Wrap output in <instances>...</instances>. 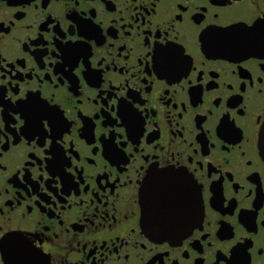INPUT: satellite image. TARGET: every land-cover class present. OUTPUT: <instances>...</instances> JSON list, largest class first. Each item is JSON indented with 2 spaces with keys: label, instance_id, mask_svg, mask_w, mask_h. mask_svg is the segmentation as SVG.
Returning <instances> with one entry per match:
<instances>
[{
  "label": "flooded vegetation",
  "instance_id": "1",
  "mask_svg": "<svg viewBox=\"0 0 264 264\" xmlns=\"http://www.w3.org/2000/svg\"><path fill=\"white\" fill-rule=\"evenodd\" d=\"M262 19L264 0H0V264H264V37L243 31ZM146 186L178 216L146 221Z\"/></svg>",
  "mask_w": 264,
  "mask_h": 264
},
{
  "label": "water",
  "instance_id": "2",
  "mask_svg": "<svg viewBox=\"0 0 264 264\" xmlns=\"http://www.w3.org/2000/svg\"><path fill=\"white\" fill-rule=\"evenodd\" d=\"M258 148L264 159V124L262 125L258 135ZM176 177H177L176 175L164 174L158 176L157 181L159 182V186L168 185L166 183H172L177 179ZM147 188L148 186H146V189L143 190L141 193L142 214H143V218L146 221H156V224L160 226H164L165 224L161 223V221L169 217L178 216V213L167 214L166 207L163 205L164 201L158 200L161 198H154L152 195L153 190H149V189L147 190ZM155 231H156L155 233L158 235L165 233V231L162 230L156 229Z\"/></svg>",
  "mask_w": 264,
  "mask_h": 264
},
{
  "label": "snow or ice",
  "instance_id": "3",
  "mask_svg": "<svg viewBox=\"0 0 264 264\" xmlns=\"http://www.w3.org/2000/svg\"><path fill=\"white\" fill-rule=\"evenodd\" d=\"M243 31L249 34L259 33L260 38L264 37V19L257 20L250 27L245 28ZM171 55L172 53H170L168 49L158 48L153 55V60L163 62ZM21 103H27V101H21ZM36 103H42V101H36ZM41 119L47 121L48 125L54 126V121L56 117L54 115H44L41 117ZM9 239H10L9 235H6L4 232H0V247H2L5 241H8ZM29 247H31L30 244ZM32 252L39 256L40 255L39 246L37 245L36 248H32ZM46 261H47V257L45 256L42 258V261L38 260L35 262V264H46Z\"/></svg>",
  "mask_w": 264,
  "mask_h": 264
}]
</instances>
